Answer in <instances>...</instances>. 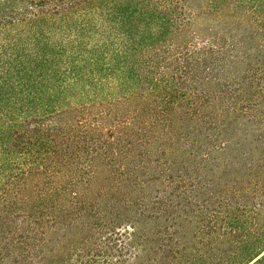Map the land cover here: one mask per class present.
Listing matches in <instances>:
<instances>
[{
  "label": "trees",
  "instance_id": "trees-1",
  "mask_svg": "<svg viewBox=\"0 0 264 264\" xmlns=\"http://www.w3.org/2000/svg\"><path fill=\"white\" fill-rule=\"evenodd\" d=\"M0 264H264V0H0Z\"/></svg>",
  "mask_w": 264,
  "mask_h": 264
}]
</instances>
